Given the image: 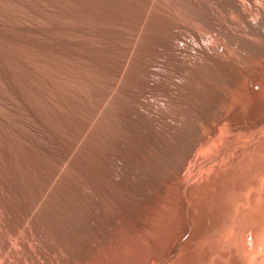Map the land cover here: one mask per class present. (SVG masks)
Here are the masks:
<instances>
[{"label":"rangeland","instance_id":"374dc122","mask_svg":"<svg viewBox=\"0 0 264 264\" xmlns=\"http://www.w3.org/2000/svg\"><path fill=\"white\" fill-rule=\"evenodd\" d=\"M27 1L50 12L17 18L15 0H0V94L13 138L28 142L23 153L12 143L18 215L15 235L0 234V264L251 261L246 231L210 235L227 225L246 167L261 163L264 0Z\"/></svg>","mask_w":264,"mask_h":264},{"label":"bare ground","instance_id":"6f19581e","mask_svg":"<svg viewBox=\"0 0 264 264\" xmlns=\"http://www.w3.org/2000/svg\"><path fill=\"white\" fill-rule=\"evenodd\" d=\"M8 6L9 7H11L13 10V13H12V15H14V16H16L17 18L18 17H22V14L23 13H26V12H23V10L22 9H26V10H28V12H29V14L30 15H34V16H41V12L42 13H44L45 14V11H46V13H49L50 12V7L49 8H43L44 6H42V5H38L37 3H30V2H28L27 0H15V2L13 3V4H11V3H9L8 4ZM63 9V8H62ZM40 10H43V11H40ZM65 10V9H64ZM0 11L1 12H3L4 10H3V8L0 6ZM52 11V10H51ZM67 11V10H66ZM71 11V10H70ZM253 11V10H252ZM75 12V11H74ZM52 13V12H51ZM65 13V12H64ZM28 14V15H29ZM262 15H264V11H262ZM2 22V21H1ZM29 22V21H28ZM260 22V21H259ZM263 22V21H262ZM261 22V23H262ZM61 24V23H60ZM64 24V23H63ZM67 24V23H66ZM259 24V23H258ZM55 25V24H54ZM30 26V25H29ZM37 26L38 25H35V28L33 27V26H31V27H27V26H18V28H20V29H26V27H27V29L29 28V30L30 29H32V30H35V29H38V30H36V31H39L40 32V30L39 29H42V27H38L37 28ZM63 26V25H62ZM69 26V25H68ZM140 26V25H139ZM25 27V28H24ZM67 27V25L65 26V28ZM74 27V26H73ZM260 27V26H259ZM63 29H64V27H62ZM70 28H71V26H70ZM44 29V28H43ZM42 29V30H43ZM67 29V28H66ZM138 29H139V27H138ZM137 29V30H138ZM41 30V31H42ZM46 30V29H45ZM44 30V31H45ZM31 31V30H30ZM36 31H34V32H36ZM43 31V32H44ZM39 32H37V33H39ZM42 32V33H43ZM138 32V31H137ZM39 34H41V32L39 33ZM6 35H7V37H12L13 35H12V33H10V32H7L6 33ZM138 36V35H137ZM133 39H134V37H133ZM69 41V40H68ZM19 58H21V56L19 57ZM124 63H126V61L124 62ZM121 64H123L122 62H121ZM124 65H126V64H124ZM125 67V66H124ZM120 68V67H119ZM121 68H122V66H121ZM120 68V69H121ZM119 69V70H120ZM119 72V71H118ZM117 72V73H118ZM116 73V74H117ZM119 73H121V72H119ZM119 73H118V75H119ZM123 73V72H122ZM115 74V75H116ZM118 75H116V76H118ZM58 76V75H57ZM122 76V75H121ZM121 78V77H120ZM119 79V77L117 78V80ZM114 82H115V80H114ZM113 85H114V83H113ZM107 86V85H106ZM117 86V85H116ZM115 87V86H114ZM0 88H1V84H0ZM106 98V97H105ZM106 101V100H105ZM104 101V102H105ZM3 105V110L1 111L0 110V142H1V144H0V234L2 233V231L3 230H6V229H8L10 232H12L14 235H15V233H16V229H15V226H13V224L11 225V221H12V219H13V213L15 214V213H17V212H14L13 211V209H11V203H12V200H14L15 199V197H16V195H17V191H16V193L15 194H13L14 192L12 191V188L13 187H11L10 186V184H9V180L12 178V173H11V171H10V166H8V164H10V163H8V161L10 162V159L11 160H13V162H15V160L16 159H18V158H14L13 156V154H14V152H15V147H13V145H12V143H13V141H16L17 143H18V145L20 146L18 149L21 151L20 153H23L22 151H25L26 150V148L28 147V145H27V143H26V137H24V136H22V135H20V134H17L16 136H15V138H13L14 137V134L15 133H13V130H12V128L10 127V125H9V119L7 118L8 116H7V114H6V110L4 111V109H5V107L7 106V105H9V100L7 99V97H5L4 95H2V94H0V106H2ZM8 106H7V110H8ZM2 109V108H1ZM263 119V118H262ZM263 122H264V120H263ZM255 125V124H254ZM10 127V128H9ZM254 126H252V128H253ZM256 127V126H255ZM254 127V128H255ZM252 128H249V130L246 128L245 130L247 131H251L252 133H253V131L252 130H250V129H252ZM253 130H255V129H253ZM248 132V134H250ZM12 133H13V135H12ZM247 133V132H246ZM201 135V134H200ZM263 136L264 135H261V138H263ZM238 140V139H237ZM234 141V140H233ZM235 141H236V139H235ZM206 142V141H205ZM230 142V141H229ZM231 143H232V141H231ZM96 144V143H95ZM212 144V143H211ZM215 144V143H214ZM227 144H228V142H227ZM236 144H237V142H236ZM201 145V144H200ZM213 145V144H212ZM216 145V144H215ZM209 146H210V144H209ZM222 146V145H221ZM223 146H225V144H223ZM228 146V145H227ZM261 146V147H260ZM259 147H260V152H261V155H260V161H261V163L260 164H258V165H253L251 168H248V167H246L247 169H251V172H250V170H249V175L246 177V178H248V181H247V183H246V185H245V187L243 188L242 186H244V185H241L240 187L241 188H239L238 189V191H237V194L230 200L231 202H232V204H231V206L232 207H230V202L228 201V207H230V216L228 217V220H227V225L225 226V228H224V230H223V232L221 233V234H218L217 232H216V234H215V231H213V233H214V235H210L211 237H213V238H217V237H219L221 240H222V238H224V237H227L228 238V236H231L232 237V235H233V233L235 234V230L236 231H238V233H239V231H241L242 233H244L245 231H246V233H244V234H246L245 236H247L246 238H243V236H242V240H244L245 241V243H244V245H243V249H244V253H246V254H248V256H249V254H251V256H252V260L251 261H248V262H250L251 264H254V262H255V260L258 258L259 259V257H261L262 256V258H263V256H264V144H262V145H260ZM211 147V146H210ZM257 147V146H256ZM219 148V147H218ZM222 148V147H221ZM198 149V148H197ZM253 149V148H252ZM18 150V151H19ZM204 150V149H203ZM206 150V149H205ZM218 150H221V149H218ZM257 150V149H256ZM259 150V149H258ZM257 150V151H258ZM197 151V150H196ZM208 151V150H207ZM226 151H228V150H226ZM190 152V151H189ZM199 152V151H198ZM208 152H210V151H208ZM218 152V151H217ZM252 152V151H251ZM259 152V151H258ZM259 152V153H260ZM20 153H18L19 155H20V158L23 156H21V154ZM183 153H184V151H183ZM185 153H187L186 151H185ZM200 153V152H199ZM205 153V152H204ZM212 153V152H211ZM210 153V154H211ZM213 154V153H212ZM216 154H218V153H216ZM224 154V153H223ZM243 154H244V152H243ZM18 155V156H19ZM214 155H215V153H214ZM251 155H253V154H251ZM258 155V154H257ZM256 155V156H257ZM16 156V155H15ZM190 156V155H189ZM202 156H204V155H202ZM217 156V155H216ZM215 156V157H216ZM24 157V156H23ZM185 157V156H184ZM195 157V156H194ZM210 157H211V155H210ZM238 157V156H237ZM251 157V156H250ZM250 157H248V158H250ZM254 157H255V154H254ZM14 158V159H13ZM197 158V157H196ZM9 159V160H8ZM24 160V158H21V160ZM195 159V158H194ZM208 159V158H207ZM215 159V158H214ZM245 159V158H244ZM22 160V161H23ZM198 160V159H197ZM235 160V159H234ZM248 160V159H247ZM250 160H253L252 158L250 159ZM206 161V160H205ZM243 161V160H242ZM259 161V162H260ZM18 162V161H17ZM217 162V161H216ZM223 162V161H222ZM241 162V161H240ZM250 162V161H249ZM20 163V162H19ZM189 163V162H188ZM204 163V162H203ZM213 163H215V162H213ZM218 163H219V161H218ZM248 163V162H247ZM253 163V162H252ZM255 163V162H254ZM192 164V163H191ZM205 164V163H204ZM206 164H208L207 162H206ZM210 164V163H209ZM220 164V163H219ZM222 164V163H221ZM20 165H21V163H20ZM100 165V164H99ZM102 165V164H101ZM192 165H194V162H193V164ZM216 165V164H215ZM252 165V164H251ZM204 166V165H203ZM210 166V165H209ZM217 166H218V164H217ZM223 166V165H222ZM243 166V165H242ZM22 167V166H21ZM207 166H205V168H206ZM187 168V167H186ZM186 168H185V170H186ZM193 168V167H192ZM196 168V167H195ZM209 168V167H208ZM20 169V168H19ZM213 169V168H212ZM235 169H236V167H235ZM243 169H245L244 167H243ZM21 170V172L23 173H21L20 171V173L22 174H20L21 176H20V178H19V176H18V179H21V177H23L24 176V171H22V168L20 169ZM185 170H183V171H185ZM189 170H191V169H189ZM210 170V169H209ZM182 171V172H183ZM187 171H188V169H187ZM186 171V172H187ZM235 171V170H234ZM238 171V170H237ZM57 172H59V171H57L56 170V173ZM233 172V171H232ZM245 172V171H244ZM16 173V172H15ZM14 173V174H15ZM190 173V172H189ZM235 173V172H234ZM233 173V175H235ZM240 173V172H239ZM238 173V174H239ZM242 173H243V171H242ZM13 174V175H14ZM59 174V173H58ZM208 174V173H207ZM244 174V173H243ZM186 175H187V173H186ZM202 176H203V174H201ZM232 175V176H233ZM237 175V174H236ZM240 175H241V173H240ZM201 176V177H202ZM205 176V175H204ZM227 176V175H226ZM16 177V176H15ZM186 177V176H185ZM223 177H224V175H223ZM239 177V176H238ZM241 177V176H240ZM24 178V177H23ZM54 178V177H53ZM184 178V177H183ZM187 179H188V175H187V177H186ZM205 178H207V177H205ZM190 179V178H189ZM188 179V180H189ZM223 179V178H222ZM231 179H233V178H231ZM235 179V178H234ZM237 180H238V178H236ZM240 179V178H239ZM244 179V178H243ZM23 181H24V179H22ZM194 180V179H193ZM196 180V179H195ZM18 181V180H17ZM183 181H184V179H183ZM230 181V180H229ZM245 181V182H246ZM20 183V185L19 186H21L20 187V189L21 190H18V194H19V196L21 195L22 197L25 195V194H23V184L25 183V181H24V183L23 182H21V180L19 181ZM194 182V181H193ZM224 182V181H223ZM233 181H231V183H232ZM241 182H244V181H241ZM189 183V182H188ZM222 183V182H221ZM49 184V183H48ZM222 184H224V183H222ZM238 184V183H237ZM240 184H242V183H240ZM12 185V184H11ZM184 185H185V183H184ZM183 185V186H184ZM49 186H50V184H49ZM186 186V185H185ZM229 186H231V185H229ZM232 186H233V184H232ZM248 187V193H243V191H245V188H247ZM47 187V186H46ZM235 187H236V185H235ZM187 188V187H186ZM230 188V187H229ZM19 189V188H18ZM23 189V190H22ZM48 189V188H47ZM184 189V188H183ZM235 189V188H234ZM233 189V190H234ZM25 191V190H24ZM43 191V190H42ZM184 191V190H183ZM45 192H47V191H45ZM183 193V192H182ZM223 193V192H222ZM226 193V192H225ZM233 193L234 192H232V195H233ZM184 194H185V192H184ZM214 194V193H213ZM227 194H229V193H227ZM235 194V193H234ZM13 195H15V197H13ZM43 195H45V193H44V191H43V194H41L40 193V196L38 197V201L36 202V203H41V198L43 199ZM47 195V194H46ZM18 196V197H19ZM43 196V197H42ZM215 196V195H214ZM220 196V195H219ZM223 195H221V197H222ZM224 196H226V195H224ZM186 197V196H185ZM227 197H228V195H227ZM14 198V199H13ZM25 198V197H24ZM184 198V197H183ZM199 198V197H198ZM26 199V198H25ZM25 199H23L22 200V198H21V202L23 201V203L25 202V208L23 209V212H22V210H21V212L22 213H19V214H21L20 215V217H19V219H17V221H18V223L20 224V226L22 227V228H24L25 227V225L27 224V222H28V216L31 214V212L29 213V211H32V210H29L28 209V204H27V202L26 201H24ZM185 199V198H184ZM224 200H225V198H223ZM227 200H228V198H227ZM44 201V200H43ZM184 201H186V199L184 200ZM196 201V200H195ZM216 201V200H215ZM13 202H15V201H13ZM219 202V201H218ZM167 203V202H166ZM174 203V202H173ZM212 203V202H211ZM215 204V203H214ZM11 205V206H10ZM178 205V204H177ZM185 205H186V203H185ZM184 205V206H185ZM32 205H30V207H31ZM169 206V205H168ZM189 206V205H188ZM34 207V206H33ZM33 207H31V208H33ZM204 207V206H203ZM174 208V207H173ZM186 209V208H185ZM184 209V210H185ZM35 210V209H34ZM164 210H166V209H164ZM196 210V209H195ZM186 211V210H185ZM226 211V210H225ZM156 212V211H155ZM170 212V211H169ZM173 212V211H172ZM175 212H177V211H175ZM237 212V214H238V212L240 213L237 217H238V219L239 218H244L243 219V222L241 221L242 219H240V221L243 223V224H245V225H243V224H241L240 222H237V223H234L235 221H233L232 220V216L235 214ZM29 213V214H28ZM171 213V212H170ZM174 213V212H173ZM189 213V212H188ZM234 213V214H233ZM164 214V213H163ZM176 214V215H175ZM174 215L175 216H177V213H175ZM16 215H18V213L16 214ZM185 215V214H184ZM186 215H187V212H186ZM227 215V214H226ZM225 215V216H226ZM166 217L168 216V215H165ZM18 217H16V218H18ZM161 217V216H160ZM166 217H164V218H166ZM173 217V216H172ZM171 217V218H172ZM189 217V216H188ZM208 217V216H207ZM234 217V216H233ZM163 218V217H162ZM163 218V219H164ZM168 218V220H169V217H167ZM174 219H176L175 217H173ZM172 218V219H173ZM209 218V217H208ZM221 218V217H220ZM162 219V220H163ZM178 219V218H177ZM219 219V218H218ZM238 219H236V221L238 220ZM186 220H187V217H186ZM205 220V219H204ZM206 220H208V219H206ZM210 220V219H209ZM212 220V219H211ZM13 221H14V219H13ZM16 221V220H15ZM17 221H16V223H17ZM224 221V220H223ZM222 221V222H223ZM169 223L171 222V220L170 221H168ZM188 222V221H187ZM189 222H190V220H189ZM221 222V221H220ZM178 223V222H177ZM212 223H213V221H212ZM18 224V225H19ZM161 224H162V221H161ZM188 224V223H187ZM207 224H208V221H207ZM17 225V226H18ZM167 225V224H166ZM169 225V224H168ZM167 225V226H168ZM209 225H210V223H209ZM214 225H215V223H214ZM225 225V224H224ZM234 225H235V227H234ZM163 226H165L164 225V223H163ZM163 226H161V227H163ZM166 226V227H167ZM190 226H191V224H190ZM216 226V225H215ZM187 227H188V225H187ZM207 227V226H206ZM217 227V226H216ZM205 228V227H204ZM210 228V227H209ZM213 228V227H212ZM219 228V227H218ZM233 228H235V230H234V232H233ZM215 229V228H214ZM246 229V230H245ZM162 230V229H161ZM164 230V229H163ZM175 230V229H174ZM190 231H192V230H190ZM207 231H208V229H207ZM212 231V230H211ZM186 232H188V231H186ZM185 232V233H186ZM11 233V234H12ZM220 233V232H219ZM237 233V232H236ZM3 234V233H2ZM206 234V233H205ZM207 234H208V232H207ZM240 234V235H241ZM13 235V236H14ZM17 235V234H16ZM236 235V234H235ZM237 235H239V234H237ZM150 236V235H149ZM156 236V235H155ZM153 237V236H152ZM160 237V236H159ZM236 237V236H235ZM238 237H240V236H238ZM233 238H234V236H233ZM233 238H231L232 240H233ZM174 239V238H173ZM231 239H229L230 240V242L232 241ZM235 239H237V237L236 238H234V241H235ZM240 239V238H239ZM246 239V240H245ZM149 240V239H148ZM241 240V244H243L242 241ZM154 241V240H153ZM218 241V240H217ZM231 242V243H235V242ZM237 241H239V240H237ZM236 241V242H237ZM179 242V241H178ZM177 242V243H178ZM227 242H228V239H227ZM226 242V243H227ZM229 242V243H230ZM240 242V241H239ZM211 243V242H210ZM209 243V244H210ZM216 243V242H215ZM218 243H220V242H218ZM222 243V242H221ZM230 243V244H231ZM6 245V244H5ZM178 245V244H177ZM215 245V244H214ZM223 247H224V245H226L225 243H223V244H221ZM220 245V250L219 251H222L221 250V246ZM180 246V245H179ZM232 246H234V245H232ZM236 246V245H235ZM238 246V245H237ZM181 247V246H180ZM159 248V247H158ZM212 248V247H211ZM241 248V247H240ZM154 249V248H153ZM214 249V248H213ZM234 249H237V248H234ZM177 250H179V247H178V249ZM215 250V249H214ZM238 250H241V249H238ZM216 251V250H215ZM218 251V250H217ZM218 251V252H219ZM232 251V250H231ZM235 251V250H234ZM233 251V252H234ZM237 251V250H236ZM236 251L234 252L235 254H236ZM172 252V251H171ZM174 252H176V251H174ZM223 253H224V250L222 251ZM238 252V251H237ZM242 252V251H241ZM239 253V252H238ZM237 253V254H238ZM170 254V253H169ZM173 255H174V253H172ZM212 254V253H211ZM219 254V253H218ZM230 253H228V255H229ZM1 255H3V254H1ZM0 255V258L2 257ZM216 255V254H215ZM234 255V254H233ZM232 255V256H233ZM242 255H243V253H242ZM241 255V256H242ZM169 256V255H168ZM171 256V255H170ZM202 256V255H201ZM214 256V255H213ZM236 256H238V255H236ZM241 256H239L238 258H239V260L241 259V261L242 260H244L243 258L245 257V256H247V255H245V256H243V258L241 257ZM4 257V256H3ZM172 257V256H171ZM241 257V258H240ZM208 258V257H207ZM235 258H237V257H234V260H235ZM238 258H237V260H238ZM170 259V258H169ZM221 259V258H220ZM226 259V258H225ZM233 259V258H232ZM264 259V258H263ZM1 261H2V259H0ZM4 260V259H3ZM162 260V259H161ZM167 260V259H166ZM165 260V261H166ZM192 260V259H191ZM250 260V259H249ZM164 261V260H163ZM167 261H169V260H167ZM208 261V260H207ZM218 261V260H217ZM225 261V260H224ZM223 261V262H224ZM245 261V260H244ZM257 261V260H256ZM183 262V261H182ZM198 262V261H197ZM219 262V261H218ZM248 262H247V264H248ZM2 263V262H1ZM19 263V262H18ZM34 263V262H33ZM230 263V262H229ZM244 263V262H243ZM262 263V262H261ZM3 264V263H2ZM189 264V263H188ZM199 264H200V261H199ZM210 264H211V261H210ZM230 264H232V263H230ZM234 264H237V262L235 263L234 262ZM239 264H242V263H239ZM245 264V263H244ZM263 264V263H262Z\"/></svg>","mask_w":264,"mask_h":264}]
</instances>
